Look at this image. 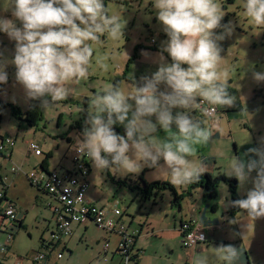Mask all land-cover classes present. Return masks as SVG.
I'll list each match as a JSON object with an SVG mask.
<instances>
[{
	"label": "clouds",
	"instance_id": "1",
	"mask_svg": "<svg viewBox=\"0 0 264 264\" xmlns=\"http://www.w3.org/2000/svg\"><path fill=\"white\" fill-rule=\"evenodd\" d=\"M153 7L168 36L162 52L168 53L172 63L161 53L158 70L141 77L134 91L126 93L108 85L90 97V127L84 129L82 139L75 138L73 147L98 172L139 174L147 166L167 171L173 186H186L207 172L203 163L190 158L196 154V145L207 144L214 134L213 127L191 113L202 108L200 102L232 107L237 100L229 92V70L220 67L218 44L231 35L233 26L221 24L224 15L215 0H153ZM9 8L14 19L0 16V32L15 41L11 60L15 78L26 96L39 100L42 107L66 99L69 82L87 79L94 51L90 42L99 43L105 34L119 40L126 23L108 14L104 0H9ZM244 9L255 26L264 27V0H245ZM219 27L224 33L216 35ZM103 59L96 62L107 69ZM6 67L7 62L0 60V84L7 83ZM253 79L264 82V72L254 71ZM173 109L184 111L173 115ZM203 115L211 113L204 110ZM116 123L124 125L126 135L114 130ZM158 128L166 134L163 138L156 135ZM260 143L248 149L251 155L246 161L234 157L225 172L242 187L251 181L246 198L230 203L246 210L252 221L264 218V138ZM216 255L226 264L238 258L232 245L216 247ZM196 264H207V258L197 259Z\"/></svg>",
	"mask_w": 264,
	"mask_h": 264
},
{
	"label": "rangeland",
	"instance_id": "2",
	"mask_svg": "<svg viewBox=\"0 0 264 264\" xmlns=\"http://www.w3.org/2000/svg\"><path fill=\"white\" fill-rule=\"evenodd\" d=\"M104 1L109 15H117L122 22L126 21L123 37L119 40H112L105 34L99 43L90 42L94 51L88 78L69 82L67 86L70 89V94L66 99L52 103L47 107H42L39 103L41 119L34 127L11 114L9 104L24 110L32 99L26 96L23 86L15 78L16 68L11 63L15 54V41L10 40L7 34L0 32V53H2L0 60L7 62L5 70L8 74L7 83L0 84V135L16 139L13 158L24 159L25 164L29 165L28 169L33 166V163L41 161L48 151L51 152L50 168H57L62 161L71 166V148L75 144V138L82 139L84 129L90 127L83 117V110L90 111L89 100L87 105H84L81 102L82 99L77 98L78 95L85 96L90 93V90L101 92L104 87L109 85L110 78L116 74L115 71L119 70L117 68L123 61L128 59L129 63L133 64L132 58L127 57L132 46L134 47L136 44L154 46L153 40L156 41L157 48L162 51L164 46H159L160 42L163 38H165L164 42L168 40L162 23L157 19V10L153 7V0ZM215 2L224 15L221 24L226 25L231 22L233 26L231 35H226L225 39L218 41L222 49L220 67L222 70H229L228 84L235 90L237 97L235 103L240 105L242 111L238 114L239 116L229 119L227 126L228 130L231 129L229 139L232 138L234 142L235 138L238 143L253 142V136H255L257 147H260L261 139L264 138V82L257 83L253 79V72H264V27L255 26L246 16L245 0H215ZM8 4L9 0H0V16L14 19L11 9H6ZM16 23L17 26H22L19 21ZM214 33L220 35L224 33V28L219 27L214 30ZM160 55V52L143 54L142 57H145L133 65L134 71L142 70L146 74L154 73L158 68H152L149 62L154 60L159 67ZM166 56L168 58L163 55L165 61L172 63L168 53ZM97 58H104L103 63L107 64V69L97 64ZM200 118L205 117L198 119ZM222 120L224 125L228 119L223 116ZM225 137L228 138V136ZM28 141L36 142L40 146L42 154L36 155L32 151L27 153ZM230 144H233L232 141ZM228 152L230 153V148H228ZM231 161V158L226 159L227 168ZM88 176L89 187L85 195L94 197L95 203L107 205L118 200V209L127 210V206L131 205V210H133L131 196H135V190L127 187L128 193L122 195L120 186L118 187L115 181L117 177L123 175L113 174L108 169L98 172L91 162ZM237 183L239 184L238 180ZM251 187L250 183L245 184L243 193L246 194V191ZM27 189L28 191L23 196V204L18 203V207L24 215V227L13 233L14 237L10 242V252L13 254L7 261L8 264H11L15 256L25 257L28 253H34L38 249L42 250L43 248H40L41 239L48 240L50 238L49 228L52 222L49 210L43 202H34L33 188L28 185ZM225 196V187L222 186L219 187L216 198L212 200L219 201L220 206L227 205ZM233 218H235L234 221H231L230 217L227 218V221H225L226 218L224 219L225 225L222 226V229L230 230V234L226 240L228 242L221 244L232 245L235 248L240 247V251L237 250L238 258L233 263H237L240 253L244 264H247V260L250 264H264V218L252 221L243 211L238 212ZM237 228L244 233V244L233 242L237 238ZM102 238L103 233L95 225L90 224L85 230L77 229L68 239L67 237L63 238L65 246L60 251L62 257L56 259L55 262L51 257L45 264H107L105 258H109L110 255L102 250ZM0 239L5 243L6 235H0ZM178 241L180 243V238ZM171 244L174 243L162 240V242L156 241V244L151 246L166 247L169 245L170 247ZM205 245L207 248L197 253L196 260L206 257L207 264L220 262V258L216 255V247L221 245L214 242H206ZM55 251L57 250H54V254Z\"/></svg>",
	"mask_w": 264,
	"mask_h": 264
},
{
	"label": "crops",
	"instance_id": "3",
	"mask_svg": "<svg viewBox=\"0 0 264 264\" xmlns=\"http://www.w3.org/2000/svg\"><path fill=\"white\" fill-rule=\"evenodd\" d=\"M164 41L165 38H163L159 46H164L165 43ZM152 42L154 46L145 44L144 46L138 49L136 48L138 44H136L134 47L132 46V50L127 57H132L133 64H130L128 59L127 61H123V62L121 61L122 62L121 66L117 68L119 70L115 71L116 74L114 76L112 75V77L110 78L109 85H112L114 79L119 78L118 87L127 93L130 91H134V85H138L140 83L141 77L143 76L150 77L152 75V72L150 74H146L143 73L144 71L142 70L134 71L133 65L139 63L140 59L145 57V56L142 57V55L145 53L151 54L152 52L155 53L160 52L163 55H165L166 58H168L166 56L167 53L165 54V52H162L160 51L161 49L157 48L156 41H152ZM151 62H149V64L152 68L154 67L158 68L154 60ZM182 66L187 67V65H182ZM161 89H163V85L161 86ZM94 93L97 92L95 90H90L89 94L85 96L78 95L77 98L83 99L84 97L90 96ZM216 108L217 111L212 117L203 116L201 112L198 111V108L196 111H193L191 113L197 119L199 117H205V118H200L201 121L206 126L214 128V134L211 140L207 144L196 145V154L194 157L190 158L197 162L203 163L206 166L207 172L212 175H216L218 172H222L225 174L227 170V167L225 165L227 158H231L232 160L234 159V157H238L246 161L249 158V155H251L248 154V149L257 147L258 145L256 143L255 136H253V142L238 143L235 141V138H234V142L232 138L229 139V135H231L230 133L231 129L228 130L227 127L228 122L229 119L233 118L234 116H239L238 114L242 113L240 105L238 107L216 106ZM85 111H87V109ZM177 111H184V110L173 109V115H175ZM222 115L228 119L226 122L227 124L225 123L223 125ZM152 119L155 122V117H153ZM114 126L118 128L124 127V125L120 123H116ZM217 127L218 130H215ZM173 130L174 131L176 130L174 125H173ZM156 135L163 138L166 134L162 129L158 128ZM4 136L5 135L2 134L0 135V137H4ZM225 136H228V138ZM14 140L16 144V139L14 138ZM231 141L233 143L232 145L230 144ZM15 146L16 145L0 153V189H3L5 197L9 202L13 204L17 217V220L13 225L10 224V221L7 218L0 216V235L3 234L6 235L5 243L2 242L0 239V245L6 246L5 251L3 252L0 251V264H8L7 261L9 260L11 254H13L10 252V242L14 237L13 233H15L18 229L24 227V218H23L24 215L21 213L20 207H18V203L20 202L21 205L23 204V196L28 191L27 189L28 185L34 189L32 190L34 202L35 203L43 202V204L48 208L50 213V219L52 222L50 224L51 225L50 228L48 227L50 232L49 235L50 238H48V240L41 239L40 248H43L42 250L47 251L46 258L43 261V264H45V262H48L51 259V257L52 260L55 262L56 259H58L56 257V253L60 252L65 246V241L63 240V238L60 241H57V239H55L53 234L56 226V221H55L56 217H55L54 209L56 208V206H58L59 203L53 195L45 192L40 188L33 186L29 182L26 173L30 170H34V171L55 170L58 173H63L66 170L71 169L72 162H71V166H68L66 162L62 161L61 163H59L57 168H50L49 157L51 156V152L48 151V153L45 155L44 158H42L41 161L33 163V166L30 169H28L29 165L27 163L25 164L24 159L13 158L14 151L16 150L14 148ZM228 148H230V153L228 152ZM72 149L73 147L71 148V154H72ZM27 153H31V151L28 150V148H27ZM36 155H40V154H36ZM160 164L161 165L164 164L163 159L160 160ZM12 166H16L19 169L16 172H13L11 171ZM90 170H91V161H89V172ZM139 175H141L142 179L146 183L152 181L170 180V174L167 171L162 170L158 172L157 169L150 168L147 166H145L139 174L123 175L122 177L121 176L117 177L116 180L129 179L134 184ZM255 175L256 172L253 171L251 173V176L255 177ZM248 183H250V185L253 186L251 181H249ZM222 186L225 187V195H226L225 201L227 202V205L225 204L220 206L219 201L209 200L208 198L204 197V195L202 194V190L200 188L195 189L191 196L184 197L179 205H174L171 203L172 196L169 191H162L160 193L150 195L148 198L145 199L141 197V194H139L136 189L131 188L130 185L118 184V187L121 189L120 193L122 195L124 194L126 195L128 193L127 187L130 188L131 190H135V196H131V201L133 202L132 204L134 205V207L133 210H131V205H130L127 206L128 208L127 210H120L121 215L119 217L114 216L112 212H109V216L113 217L114 219H117V223L124 225L127 233L133 236L134 243L132 247V253L133 255L134 254L137 255V258L134 260L130 259L129 261L125 262L122 256L118 252H116V245L119 239V234L115 231L104 232L100 230L103 233V238H102L103 242L104 241L108 242V246L106 249H103L102 247L103 252L106 254L108 252V254L110 255L109 258L108 257L105 258V261L108 262L107 264H196V255L200 250L207 248L205 245L206 242H210V243L214 242L218 245L226 244V242H228L226 240H228L229 238L228 236L230 234V230L226 231L225 229H222V226L225 225L224 219L226 218L225 221H227V218L230 217L231 221H234L235 218H233V216H235L238 213L237 212L234 215H231L229 213L230 202H229V194H228L227 186L223 183H219L217 192L219 187ZM174 187L176 188L178 193L186 189V186H174ZM237 188H238L237 190L238 194L243 195L244 186L242 187L240 185V190H239V184H238ZM85 197L88 202L98 206H104L110 208V210L113 208H117L118 205V200H115L113 204L99 205L95 203L94 201L95 199H93L94 197L90 195H85ZM188 219H195L200 223L201 226H203L205 230L206 240L205 242L196 244L194 247L185 248L182 247L178 241V239L180 238L179 226L182 221ZM90 224L94 225L90 220H84L82 222L73 223L71 235L77 229L85 230L87 226ZM12 225L13 227H11ZM9 226L12 228L11 230L8 228ZM69 237H67V239ZM236 237L237 238L234 239L233 241L235 242V244H244V233L240 232L238 228H237ZM162 240L173 242L174 244H171L170 247L169 245H167L166 247L151 246L152 244H156V241L162 242ZM54 250H57L55 251V254H54ZM237 250L240 251V247H238ZM29 254L30 253L26 254L25 257L15 256L14 259L11 261V264H14L15 260L18 258H23L26 263H29L30 261L27 258ZM220 262L221 264H226V262L221 258H220ZM220 262L218 261L214 264H219ZM236 264H244V261H242V257L240 253H239V259L237 260ZM247 264H250L248 260H247Z\"/></svg>",
	"mask_w": 264,
	"mask_h": 264
},
{
	"label": "built area",
	"instance_id": "4",
	"mask_svg": "<svg viewBox=\"0 0 264 264\" xmlns=\"http://www.w3.org/2000/svg\"><path fill=\"white\" fill-rule=\"evenodd\" d=\"M200 103L203 105L202 108H199L201 109L202 115L204 110L211 113L210 116H203H214L217 111L216 106L209 105L205 102ZM14 145V138L8 136L0 137V153L8 148H12ZM27 148L35 154L42 153L40 146L34 141H28ZM89 161L87 156H81L73 147L71 154V169L63 173H58L55 170H30L26 173V176L33 186L53 195L59 203L54 209L56 226L53 234L57 241L71 235L73 223L90 220L96 228L101 231H115L119 234L116 252L127 262L133 255L132 247L134 238L127 233L124 225L118 224L117 219L109 216V212H112L114 216L119 217L121 215L120 209L113 208L110 210V208L98 206L86 200L85 194L89 187ZM18 169L19 168L16 166L11 167V171L13 172H16ZM0 216L7 218L10 224L13 225L17 220L15 208L5 197L3 189H0ZM13 225L11 227H13ZM11 227L9 226L8 228L11 230ZM179 228L180 244L182 247H194L196 244L205 242L206 240L203 226L195 219L182 221ZM107 246L108 242L104 241L103 249H106ZM5 248V245H0L1 252L5 251ZM46 254L47 251L38 250L27 256L30 261L29 263H26L23 258H18L15 260L14 264H43ZM56 257L60 258L61 252H57Z\"/></svg>",
	"mask_w": 264,
	"mask_h": 264
},
{
	"label": "trees",
	"instance_id": "5",
	"mask_svg": "<svg viewBox=\"0 0 264 264\" xmlns=\"http://www.w3.org/2000/svg\"><path fill=\"white\" fill-rule=\"evenodd\" d=\"M105 4V1H104ZM142 46L138 45L136 48H140ZM132 58V57H131ZM119 84V78H116L113 80L112 85L118 86ZM229 87V92L232 95H235V90L228 84ZM97 93H94L95 95ZM90 97H84L81 102L84 105H87V102ZM39 100H31L28 104V106L24 110H20L16 105L9 104L11 114L16 117L19 120H23L27 125L34 127L37 125V122L41 119V112L39 109ZM234 106L238 107V104H235ZM83 114L85 117V120L87 122L88 120V112L83 110ZM0 120H1V115H0ZM89 125V124H88ZM114 130L120 134V135H126V129L125 127H115L113 125ZM117 184H127L130 185L131 188L136 189L139 194H141L142 198H148L150 195H154L157 193H160L162 191H169L172 200L171 203L174 205H179L181 200L184 197L191 196L193 194V191L197 188H200L202 190V194L204 197L208 198L209 200L215 199L217 196V188L219 183H223L227 186L228 194H229V202L241 199V198H246V194L239 195L237 193V179L235 177H229L225 175L222 172H218L216 175H212L208 172L204 173L201 175L200 179L198 182L186 185V189L182 190L181 192H177L176 188L170 184L168 181H152L149 183H146L141 175L137 177V180L133 184L129 179L125 180H116ZM133 184V185H132ZM239 211H243L245 213L246 210L240 209L239 207H234L230 203V210L229 213L231 215L236 214ZM20 223V221H19ZM137 255H133L131 259H136Z\"/></svg>",
	"mask_w": 264,
	"mask_h": 264
},
{
	"label": "flooded vegetation",
	"instance_id": "6",
	"mask_svg": "<svg viewBox=\"0 0 264 264\" xmlns=\"http://www.w3.org/2000/svg\"><path fill=\"white\" fill-rule=\"evenodd\" d=\"M198 111L201 112V109L198 108Z\"/></svg>",
	"mask_w": 264,
	"mask_h": 264
}]
</instances>
